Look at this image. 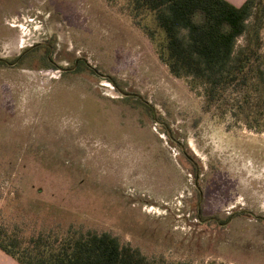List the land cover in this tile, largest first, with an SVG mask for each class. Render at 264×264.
Listing matches in <instances>:
<instances>
[{"label":"rangeland","instance_id":"obj_1","mask_svg":"<svg viewBox=\"0 0 264 264\" xmlns=\"http://www.w3.org/2000/svg\"><path fill=\"white\" fill-rule=\"evenodd\" d=\"M260 36L264 52V23ZM78 58L94 70L58 68ZM0 59V224L107 231L192 264H264V221L247 212L264 215V131L204 112L124 0H0Z\"/></svg>","mask_w":264,"mask_h":264},{"label":"trees","instance_id":"obj_2","mask_svg":"<svg viewBox=\"0 0 264 264\" xmlns=\"http://www.w3.org/2000/svg\"><path fill=\"white\" fill-rule=\"evenodd\" d=\"M124 2L169 73L201 96L204 112L264 131V0L239 6L226 0ZM239 36L243 42L236 46ZM0 250L19 264H192L148 256L110 232L74 225L21 234L0 224Z\"/></svg>","mask_w":264,"mask_h":264},{"label":"flooded vegetation","instance_id":"obj_3","mask_svg":"<svg viewBox=\"0 0 264 264\" xmlns=\"http://www.w3.org/2000/svg\"><path fill=\"white\" fill-rule=\"evenodd\" d=\"M38 46H40V47H51V45H49V44H42V45H39V44H35V45H30L29 47H38ZM25 52L26 51H23L20 55H18L16 58H15V60L13 61V62H11L10 63V65H12V64H16V63H18V61L21 59V57L25 54ZM0 62L2 63V62H6V60L5 59H0ZM79 63H81V64H83V65H85L88 69H91V70H94L93 68H92V66L91 65H89L84 59H82V58H78V59H75V61H74V63H73V65L72 66H58V68L60 69V71L62 72V73H66V72H70V71H73L77 66H78V64ZM48 64L49 65H55L54 63H53V61H51V60H49V62H48ZM197 174V173H196ZM196 178H197V176H196ZM201 201V194L199 193V202ZM198 202V204H197V207H196V217L197 218H200V214H201V207H200V203ZM249 214H252V215H254L255 217H256V219H260V220H262V221H264V215H256V214H254V213H252L251 211H247ZM233 213H229V215L227 216V219L225 220V221H223V222H219L218 221V219L215 217V216H209V217H207L206 219H204V220H216L217 222H219V224L220 225H223V224H227L229 221H230V219L232 218V215ZM203 220V219H202Z\"/></svg>","mask_w":264,"mask_h":264},{"label":"crops","instance_id":"obj_4","mask_svg":"<svg viewBox=\"0 0 264 264\" xmlns=\"http://www.w3.org/2000/svg\"><path fill=\"white\" fill-rule=\"evenodd\" d=\"M229 3L239 6L241 5L245 0H226ZM0 264H19L15 259H13L8 254L4 253L0 250Z\"/></svg>","mask_w":264,"mask_h":264},{"label":"water","instance_id":"obj_5","mask_svg":"<svg viewBox=\"0 0 264 264\" xmlns=\"http://www.w3.org/2000/svg\"><path fill=\"white\" fill-rule=\"evenodd\" d=\"M121 94H126V93L121 92ZM127 94H129V93H127Z\"/></svg>","mask_w":264,"mask_h":264}]
</instances>
